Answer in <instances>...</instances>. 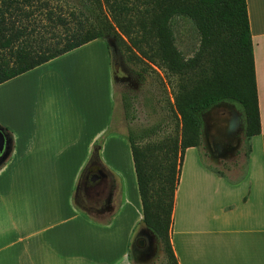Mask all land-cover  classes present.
<instances>
[{"label":"crops","instance_id":"crops-1","mask_svg":"<svg viewBox=\"0 0 264 264\" xmlns=\"http://www.w3.org/2000/svg\"><path fill=\"white\" fill-rule=\"evenodd\" d=\"M246 4L259 132L238 177L213 171L198 147L184 150L170 232L179 264H264V0ZM101 40L0 83V127L10 141L0 161V264L139 261L132 246L146 226ZM91 172L104 179L94 213L76 204L79 186L88 204L81 186Z\"/></svg>","mask_w":264,"mask_h":264},{"label":"trees","instance_id":"trees-1","mask_svg":"<svg viewBox=\"0 0 264 264\" xmlns=\"http://www.w3.org/2000/svg\"><path fill=\"white\" fill-rule=\"evenodd\" d=\"M57 1L0 0V83L108 37L137 62L165 73L168 81L162 84L173 128L158 136L160 127L152 124L128 136L143 222L163 253L158 264H179L170 239L174 192L184 150L202 144L201 113L222 101L239 107L247 154L250 138L259 132L246 0H72L68 11L69 1ZM182 20L198 37L188 57L178 48L174 31Z\"/></svg>","mask_w":264,"mask_h":264},{"label":"rangeland","instance_id":"rangeland-1","mask_svg":"<svg viewBox=\"0 0 264 264\" xmlns=\"http://www.w3.org/2000/svg\"><path fill=\"white\" fill-rule=\"evenodd\" d=\"M67 1L70 2V6L65 7L66 11L72 8V0ZM56 2L59 1L53 0V3ZM56 29L62 30L60 26ZM174 31L178 48L186 57L191 56L198 44L194 27L182 20L177 22ZM109 39L114 43V47L109 45L107 41ZM101 41L103 47L108 49L112 64L116 101L115 126L122 128L126 133L129 131L137 133L152 124H158L161 131L158 136L170 132L173 122L165 101L164 85L168 81L165 73L149 62L147 63L156 72L146 64L137 62L136 58L128 54L113 38L108 37ZM93 56L98 55L95 52ZM116 61L118 65H115ZM166 89L169 91L168 87ZM126 100L128 106L125 104ZM222 111L225 112L224 121L217 125L216 119ZM201 120L202 144L199 150L204 157V163L216 168L229 178L242 175L247 164V143L244 137V119L241 109L233 103L222 101L202 112ZM130 177L131 183H135L136 177L133 172L130 173ZM76 204L78 208L81 207L88 213H94L99 207V204H93L91 201L84 205L83 191L80 190V186L76 195ZM132 247L133 256L139 259L137 264H158L163 260L159 242L146 227L137 231Z\"/></svg>","mask_w":264,"mask_h":264},{"label":"flooded vegetation","instance_id":"flooded-vegetation-1","mask_svg":"<svg viewBox=\"0 0 264 264\" xmlns=\"http://www.w3.org/2000/svg\"><path fill=\"white\" fill-rule=\"evenodd\" d=\"M115 65H118L117 61L115 62ZM224 115L225 112L222 111L219 115V118L216 119V124L218 123L217 125L223 123ZM102 182H104V179L101 177V175H99V173L97 174V172H93V173L91 172L85 175L81 186V189L84 190L85 193H88L87 201L88 202L91 201L93 204H99V207L104 203V201L97 193L99 187L103 185Z\"/></svg>","mask_w":264,"mask_h":264},{"label":"water","instance_id":"water-1","mask_svg":"<svg viewBox=\"0 0 264 264\" xmlns=\"http://www.w3.org/2000/svg\"><path fill=\"white\" fill-rule=\"evenodd\" d=\"M111 47H114V43L109 39L107 40ZM10 149V141L7 134L0 127V161H2L8 154ZM213 154V152H212ZM213 156V160H214Z\"/></svg>","mask_w":264,"mask_h":264}]
</instances>
